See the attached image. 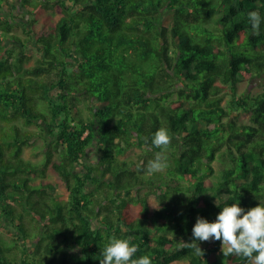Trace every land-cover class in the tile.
I'll return each instance as SVG.
<instances>
[{
	"label": "trees",
	"instance_id": "16d2710c",
	"mask_svg": "<svg viewBox=\"0 0 264 264\" xmlns=\"http://www.w3.org/2000/svg\"><path fill=\"white\" fill-rule=\"evenodd\" d=\"M15 42L39 63L21 70ZM161 127L168 167L149 174ZM237 201L264 203V0H0V264H99L112 235L152 264H253L180 248Z\"/></svg>",
	"mask_w": 264,
	"mask_h": 264
},
{
	"label": "clouds",
	"instance_id": "9594fccd",
	"mask_svg": "<svg viewBox=\"0 0 264 264\" xmlns=\"http://www.w3.org/2000/svg\"><path fill=\"white\" fill-rule=\"evenodd\" d=\"M248 19L251 27L258 31L262 23L260 13L250 11ZM171 139L169 130L165 127L157 129L152 136V145L161 151L148 160L146 171L149 174L162 172L168 167L166 151ZM192 237L191 242L181 240L180 248L193 250L197 257L202 258L204 255V250L197 242L214 239L221 241L223 256H242L253 264H264V203L259 202L248 210L242 208L239 201L226 204L212 222L197 216ZM137 251L138 245L133 244L131 238L112 235L100 251L102 258L99 264H152V259L147 254L134 259Z\"/></svg>",
	"mask_w": 264,
	"mask_h": 264
},
{
	"label": "rangeland",
	"instance_id": "374dc122",
	"mask_svg": "<svg viewBox=\"0 0 264 264\" xmlns=\"http://www.w3.org/2000/svg\"><path fill=\"white\" fill-rule=\"evenodd\" d=\"M17 2L19 0H16ZM14 33L19 35L20 37H25V34L23 32L22 26L20 24H18L15 28H14ZM12 50L14 52L15 55H20V51L25 52L27 54H29L31 57L24 63L21 64L20 69L23 70L24 68H28L31 67L33 65H35L36 63H39V54H40V50L38 49V47L36 45H29L27 46L25 49L19 44V42H15L11 45ZM261 85H262V79L260 77H255L253 80L251 81H241L238 87V92H248L250 95H253L257 92L260 91L261 89ZM228 95H225L224 99L222 100V103L225 102V100L228 98ZM236 120L240 123H246L249 122L247 117L245 115L242 114H238L236 117ZM41 140H38L37 143L35 145H28L25 146L23 148V156L27 159L30 160H34V161H40L43 158V151H42V147H41ZM135 152L136 151H131L129 150L127 152V156L128 157H134L135 156ZM87 157L89 158L87 162L90 163H94L96 162V154H95V145H92L90 147H88L87 150ZM89 164V163H88ZM81 169V168H80ZM28 220V226L31 229L32 235H34L36 233V231H33V227L30 223L31 218H26ZM5 227L8 230V232H6V230H1L2 234L5 238H9L11 237L12 232H18L16 229H14V227L8 223V221L5 223ZM27 245L30 246V249L33 248L34 243L31 242L30 240L27 241ZM31 244V245H30Z\"/></svg>",
	"mask_w": 264,
	"mask_h": 264
}]
</instances>
